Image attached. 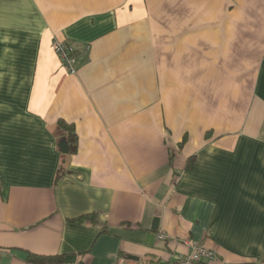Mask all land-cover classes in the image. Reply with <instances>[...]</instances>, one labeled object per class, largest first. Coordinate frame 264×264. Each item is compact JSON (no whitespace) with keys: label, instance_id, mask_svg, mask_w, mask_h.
<instances>
[{"label":"crops","instance_id":"crops-1","mask_svg":"<svg viewBox=\"0 0 264 264\" xmlns=\"http://www.w3.org/2000/svg\"><path fill=\"white\" fill-rule=\"evenodd\" d=\"M54 40L88 46L75 74ZM187 239L264 264V0H0V264H166Z\"/></svg>","mask_w":264,"mask_h":264},{"label":"built area","instance_id":"built-area-1","mask_svg":"<svg viewBox=\"0 0 264 264\" xmlns=\"http://www.w3.org/2000/svg\"><path fill=\"white\" fill-rule=\"evenodd\" d=\"M52 49L58 56L62 66L70 75L76 73L79 65V57L88 54V46L78 50L77 47L66 41L54 40ZM158 240H165L166 235L161 233ZM187 252L177 254L173 260L166 264H211L216 258V251L205 247L199 241L187 239L184 241ZM113 264H124L123 260L117 259Z\"/></svg>","mask_w":264,"mask_h":264},{"label":"trees","instance_id":"trees-1","mask_svg":"<svg viewBox=\"0 0 264 264\" xmlns=\"http://www.w3.org/2000/svg\"><path fill=\"white\" fill-rule=\"evenodd\" d=\"M53 43V42H52ZM57 129L60 132V138L64 139L68 145L69 153L73 154L77 150V136L75 133L74 126L72 124L65 123L63 121H58L57 123ZM60 162L56 171V178L60 179L63 177L66 169H65V154H60ZM194 157H190L187 161V163L191 166V163L193 162ZM79 219H76L74 223L79 222ZM25 260L28 263L31 264H57L62 261V258L60 256H42V255H36L32 253H25ZM152 261V259H151ZM144 264H152L149 262H146Z\"/></svg>","mask_w":264,"mask_h":264},{"label":"water","instance_id":"water-1","mask_svg":"<svg viewBox=\"0 0 264 264\" xmlns=\"http://www.w3.org/2000/svg\"><path fill=\"white\" fill-rule=\"evenodd\" d=\"M58 149L59 152L62 154H68L69 153V149H68V145L66 143V141L64 139H61L58 143Z\"/></svg>","mask_w":264,"mask_h":264}]
</instances>
